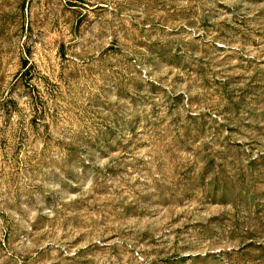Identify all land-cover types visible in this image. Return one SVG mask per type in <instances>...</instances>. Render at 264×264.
Wrapping results in <instances>:
<instances>
[{
	"label": "rangeland",
	"instance_id": "374dc122",
	"mask_svg": "<svg viewBox=\"0 0 264 264\" xmlns=\"http://www.w3.org/2000/svg\"><path fill=\"white\" fill-rule=\"evenodd\" d=\"M0 264H264V0H0Z\"/></svg>",
	"mask_w": 264,
	"mask_h": 264
}]
</instances>
